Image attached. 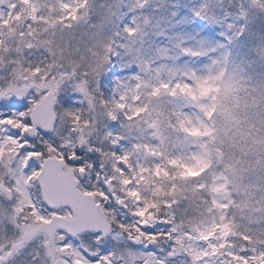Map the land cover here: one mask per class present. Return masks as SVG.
I'll return each instance as SVG.
<instances>
[{
  "label": "snow or ice",
  "instance_id": "snow-or-ice-1",
  "mask_svg": "<svg viewBox=\"0 0 264 264\" xmlns=\"http://www.w3.org/2000/svg\"><path fill=\"white\" fill-rule=\"evenodd\" d=\"M0 264H264V0H0Z\"/></svg>",
  "mask_w": 264,
  "mask_h": 264
}]
</instances>
